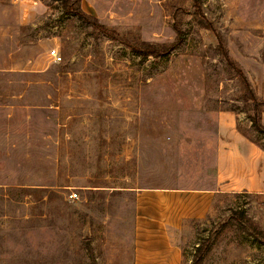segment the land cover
<instances>
[{"label":"rangeland","instance_id":"rangeland-1","mask_svg":"<svg viewBox=\"0 0 264 264\" xmlns=\"http://www.w3.org/2000/svg\"><path fill=\"white\" fill-rule=\"evenodd\" d=\"M64 2L0 0V264H134L139 190L217 186L219 111L264 149L220 48L264 101V0H81L106 29ZM172 238L182 264H264V192Z\"/></svg>","mask_w":264,"mask_h":264},{"label":"crops","instance_id":"crops-1","mask_svg":"<svg viewBox=\"0 0 264 264\" xmlns=\"http://www.w3.org/2000/svg\"><path fill=\"white\" fill-rule=\"evenodd\" d=\"M237 117L229 110L217 115V186L137 192L134 264H182V249L172 238L173 230L212 213L220 192H264V149L239 130Z\"/></svg>","mask_w":264,"mask_h":264},{"label":"trees","instance_id":"trees-1","mask_svg":"<svg viewBox=\"0 0 264 264\" xmlns=\"http://www.w3.org/2000/svg\"><path fill=\"white\" fill-rule=\"evenodd\" d=\"M64 8L66 10V13H73L79 18L83 19L85 22L93 23L96 27L100 29H106L105 25L101 24L98 21V18L94 15L88 14L85 12L81 7V0H64ZM221 43V42H220ZM143 46H145V55H160L159 50L155 48L156 45L151 43H143ZM220 48L222 50V53L224 54V58L227 60V62L235 68L237 74L241 77L243 85L245 86L247 98L251 102V111L252 113L249 115V119L253 123L254 127L259 131L260 133L264 134V124L262 123V106L264 105V101L261 100L255 90L253 89L252 84L246 77L243 69H241L238 64L229 56L227 48L223 45V43L220 44ZM245 192H248L245 190ZM198 256H203L204 251L201 246L198 247ZM196 257L193 260V264H201L202 258Z\"/></svg>","mask_w":264,"mask_h":264},{"label":"built area","instance_id":"built-area-1","mask_svg":"<svg viewBox=\"0 0 264 264\" xmlns=\"http://www.w3.org/2000/svg\"><path fill=\"white\" fill-rule=\"evenodd\" d=\"M49 55L55 62H60L62 60V56L57 48H52L49 52ZM70 197L72 199H76L78 198V193L74 191L70 194Z\"/></svg>","mask_w":264,"mask_h":264}]
</instances>
